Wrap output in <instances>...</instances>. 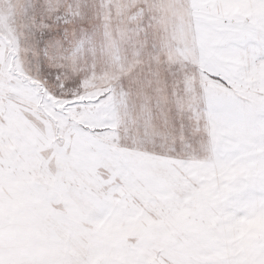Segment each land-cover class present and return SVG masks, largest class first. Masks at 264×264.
Returning <instances> with one entry per match:
<instances>
[{"label": "snow or ice", "instance_id": "6c2138e0", "mask_svg": "<svg viewBox=\"0 0 264 264\" xmlns=\"http://www.w3.org/2000/svg\"><path fill=\"white\" fill-rule=\"evenodd\" d=\"M0 264H264V0H0Z\"/></svg>", "mask_w": 264, "mask_h": 264}]
</instances>
